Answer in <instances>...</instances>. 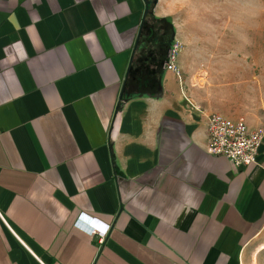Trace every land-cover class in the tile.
<instances>
[{"label":"crops","instance_id":"obj_1","mask_svg":"<svg viewBox=\"0 0 264 264\" xmlns=\"http://www.w3.org/2000/svg\"><path fill=\"white\" fill-rule=\"evenodd\" d=\"M261 2L155 0L151 40L145 0H0V264H244L264 134L204 146L211 113L264 130Z\"/></svg>","mask_w":264,"mask_h":264},{"label":"built area","instance_id":"obj_2","mask_svg":"<svg viewBox=\"0 0 264 264\" xmlns=\"http://www.w3.org/2000/svg\"><path fill=\"white\" fill-rule=\"evenodd\" d=\"M178 50L179 44L172 42L168 50L165 68L180 77L179 70L175 66ZM206 134L204 149L208 154L224 156L232 166L243 167L255 162L264 130L261 126L249 129L242 120H232L221 114L211 113L206 119ZM91 223V228L83 226L79 220L75 224L91 234L97 230H103L99 224Z\"/></svg>","mask_w":264,"mask_h":264},{"label":"rangeland","instance_id":"obj_3","mask_svg":"<svg viewBox=\"0 0 264 264\" xmlns=\"http://www.w3.org/2000/svg\"><path fill=\"white\" fill-rule=\"evenodd\" d=\"M261 3L264 32V0ZM244 264H264V227L245 248Z\"/></svg>","mask_w":264,"mask_h":264},{"label":"trees","instance_id":"obj_4","mask_svg":"<svg viewBox=\"0 0 264 264\" xmlns=\"http://www.w3.org/2000/svg\"><path fill=\"white\" fill-rule=\"evenodd\" d=\"M149 3H148V11L144 14V17H143V20L141 22V26H140V34L142 37V35L146 34V33H149L151 36V40H155L156 39V31L154 30V27L156 26V24L158 23H163V24H166V22L163 20V19H156L152 16V7H153V4L155 2V0H148ZM154 30V32H153ZM168 53V51H167ZM166 58H167V55H166Z\"/></svg>","mask_w":264,"mask_h":264},{"label":"water","instance_id":"obj_5","mask_svg":"<svg viewBox=\"0 0 264 264\" xmlns=\"http://www.w3.org/2000/svg\"><path fill=\"white\" fill-rule=\"evenodd\" d=\"M147 4H148V1L147 0H145V5L147 6ZM148 11V9L146 8L145 9V13ZM124 92V83H123V86H122V88H121V92H120V95H119V99H121V97H122V93Z\"/></svg>","mask_w":264,"mask_h":264}]
</instances>
